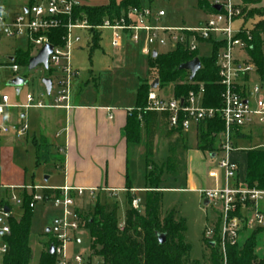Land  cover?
<instances>
[{"label":"built area","instance_id":"1","mask_svg":"<svg viewBox=\"0 0 264 264\" xmlns=\"http://www.w3.org/2000/svg\"><path fill=\"white\" fill-rule=\"evenodd\" d=\"M6 1L0 0V72L10 71L13 77L9 81L17 78L27 80L26 75H20L22 66L15 63L18 50L12 54L2 51L3 40L25 39L28 47L32 48L31 58L37 56L46 45L53 47L48 58V70L54 74L56 83L48 78L52 81L50 94L46 89L39 98L29 93L25 97V104L21 105L11 104L10 97L0 90V139L9 136L15 139L27 137L29 125L23 113L32 109L61 108L69 102L70 83L79 76L70 59L71 51L81 43V38L74 36L75 31L86 32L90 46L94 32L100 33L102 39V31H110L111 45L115 50L130 41L134 45H142L141 51L147 57L153 56L154 52L159 53L160 49H168L169 52L181 46L193 53L199 51L203 43L223 44L217 61L221 85L224 87L222 108L203 106L204 88L200 85L197 92H190L185 99L162 96L151 89L146 110L165 112L169 128L181 129L185 133L216 117L224 121L225 132L220 145L222 156L214 158L216 168L209 173L216 185L202 192V197L209 201L208 207L217 210L214 224L205 232L206 238L213 240L218 224L220 248L225 262L227 246L236 245L243 230L264 228V210L260 209V204H264V189L247 188L240 179L238 164L232 160L235 150L233 131L257 125L264 127V95L261 90L256 87L249 97L235 90L240 78L255 71V67L247 65L246 59L241 57L247 55L242 36L249 35L241 5H235L232 0H207L214 11H205L208 13L205 21L195 27L177 28L160 24L165 17L163 11L154 13L143 8H131L118 20L106 19L101 25L92 26L86 20H74V9L84 5L81 0H34L32 3L27 0L20 12L6 16ZM216 6L220 7V11L215 10ZM238 21L241 24L235 27ZM58 29H65L63 44L53 45L51 34ZM54 86L57 88L56 95L53 102L47 105L43 98L52 95ZM43 189L33 184L8 185L0 178V264L9 251L7 239L11 235V221L16 220L14 209L24 210L27 198L30 209L34 210L38 204L45 203L57 212L49 228L56 264H103L97 258L92 259L90 254L84 256L72 253L70 249L72 243H81L78 232L85 227L79 201L86 195L93 198L96 190L64 187L54 189L56 194L45 195ZM132 206L139 210L140 201L134 199Z\"/></svg>","mask_w":264,"mask_h":264},{"label":"trees","instance_id":"2","mask_svg":"<svg viewBox=\"0 0 264 264\" xmlns=\"http://www.w3.org/2000/svg\"><path fill=\"white\" fill-rule=\"evenodd\" d=\"M30 1L34 2V0ZM260 2L261 0H243L241 7L245 25L248 22L251 23L249 35L243 34L242 39L246 44L247 56L261 78L264 75V9H250L251 6L258 5ZM131 8H142V0H106L97 5L84 4L74 9V20H86L92 26H99L106 19H120ZM199 8L206 12L214 11L207 0H200ZM64 35L65 29L54 31L51 34V43L62 45ZM100 40V33L94 32L90 47L92 54L98 49ZM208 44L212 48L209 57L201 56L200 51L191 53L181 46L175 50L157 54L156 57H149L150 68L155 71L156 78L159 80L158 87L166 89L173 86L174 97L185 99L190 92H197L199 86L203 85V106L222 108L224 87L221 85L217 61L223 44ZM31 55L30 47L27 50H18L15 63L28 67ZM195 58L200 60L201 69L191 81L190 73L181 70L180 67ZM151 85L141 84L137 105L129 113L124 128V137L129 144L140 142L141 127L144 123L147 130V191L142 205L144 210L141 213L140 209H134L132 202L135 197L127 194L125 217L122 223L119 220L117 203L98 202L91 216L86 217L82 213L85 229L91 239V258H97L103 264H264V255L260 253V248L264 249V228L243 230L239 242L234 246H227L225 262L220 248L218 224L215 227L213 240H208L205 234L204 243L209 249L205 260L201 262L190 258L191 248L185 241L186 222L174 211L163 212L162 194L164 189L170 190V188H161L160 180L163 175L174 179L186 176V153L189 150L187 133L181 129L169 128L168 116L165 112L146 110ZM235 90L242 96L246 95L245 90H241L239 86ZM224 132L225 123L221 117L201 123L198 126L199 150L204 153L214 152V145ZM234 133L237 131H233ZM157 139L165 141L168 147V155L160 168L153 161L156 156ZM50 148L45 138L36 142L38 163L51 160ZM243 183L250 189H264V150L247 151L246 178ZM43 192L45 195H52L55 190L45 187ZM25 202L24 218L11 221V235L7 239L9 251L1 264H31L32 262L29 239L34 210L28 206L29 198ZM157 234L166 236L164 244L159 243ZM44 236L47 238L46 251L42 252L38 264H56V257L48 252L53 243L51 235L45 232Z\"/></svg>","mask_w":264,"mask_h":264},{"label":"rangeland","instance_id":"3","mask_svg":"<svg viewBox=\"0 0 264 264\" xmlns=\"http://www.w3.org/2000/svg\"><path fill=\"white\" fill-rule=\"evenodd\" d=\"M4 1V0H2ZM27 0H7V15L20 12L23 4ZM106 0H81L86 5H97ZM200 0H142V8L152 10L154 13L163 11L165 17L162 18L160 24L168 27H195L200 22L208 18V13L199 8ZM235 5H241L243 0H232ZM263 3L253 5L250 9H264ZM241 22H236L238 27ZM251 28V23L245 25ZM74 36L81 38L78 44L70 53L71 64L74 70L79 72L78 78L71 81L70 98L73 103L76 99L87 98V100H104L116 108L132 107L134 110L137 105L138 91L141 84L147 83L149 86L156 78L155 71L150 68V60L147 56L140 53V48L130 41H126L121 49H114L111 45L110 31H102V40L98 49L93 54L88 44L87 33L84 31H75ZM6 45V46H5ZM2 51L4 53H14L17 50H27L28 43L25 39L19 40H3ZM200 55L209 57L212 52L210 44H203L199 48ZM168 49H160L159 53H166ZM92 54V56H91ZM235 54H238L235 51ZM91 56V58H90ZM242 59H246V64L254 66L250 58L243 54ZM255 71L249 73L251 79L247 83L248 90L251 92L258 87L261 94L264 95V75L259 77ZM257 74V75H256ZM20 75L27 76V84L21 89L20 95H17L15 88L7 85L13 77L10 71L0 72L2 85L0 90L2 93L10 97L11 104H25V97L31 93L36 98L40 94L45 93L42 81L51 78L56 83L54 74L46 70L43 66H39L33 71H29L27 67H21ZM158 87L155 89L157 94L162 96H172L173 86L165 89ZM57 88L54 86L51 96L46 95L43 98L47 105L53 102ZM254 102V99L251 101ZM50 111H28L30 137L27 140L17 139L8 143H0V178L4 183L15 185L30 186L33 183L39 188H45L47 182L45 177L53 169L51 162H37L36 144L32 141L33 134L39 136L41 128L45 124V117ZM250 139L235 141L236 149L239 151H249L251 148L264 147V127H258L253 131ZM146 132L144 126L141 128L140 142L133 145L135 154L143 156V163L146 164L145 156V140ZM250 137V136H249ZM218 141V140H217ZM188 147L186 155L192 157L197 162V169L192 173V177L188 178V173L184 178L174 179L165 175L161 176V188L169 187L170 190L162 189V209L163 212L174 211L176 215L186 222L185 241L190 246V258L203 262L209 249L204 243L205 232L212 227L216 220L217 210L212 207L204 206L202 192L213 188L214 181L207 177V170L216 168V163L209 154L199 150L198 139L188 138ZM156 157L153 159L155 165L162 167L168 155L166 142L162 139L156 141ZM222 153L218 155V158ZM239 157V156H238ZM241 158L240 178L244 181L246 178V159ZM238 158V159H240ZM146 167V166H145ZM146 170V169H145ZM193 186L194 191L189 188ZM165 190V189H164ZM125 195L122 193L112 197L106 193H96L93 198L88 195L79 201V207L82 213L89 217L93 213L96 204L117 203L119 207V220L122 223L125 217ZM146 194L137 193L136 199L140 201L141 213L143 212V204ZM260 209L264 210V204H260ZM57 215L56 210L50 204H38L32 215L31 233L29 244L32 249L31 264H38L42 252L46 251L47 238L44 233L51 227L53 218ZM16 220H21L25 216L22 209H14ZM80 244L72 243L70 249L72 253H79L87 256L92 253L90 244L91 239L85 227L78 232ZM260 253L264 255V249L260 248Z\"/></svg>","mask_w":264,"mask_h":264},{"label":"crops","instance_id":"4","mask_svg":"<svg viewBox=\"0 0 264 264\" xmlns=\"http://www.w3.org/2000/svg\"><path fill=\"white\" fill-rule=\"evenodd\" d=\"M260 3H263V1L261 0ZM138 47L142 50V45ZM140 53L144 55L142 51ZM250 79L251 76L249 77V74H247L243 78H240L238 82V86L241 90H245L247 97H249L248 95L251 92L247 86ZM163 91L168 92L165 89ZM172 96L174 95L172 94ZM64 105L65 107L61 108L32 109L50 111L45 117V124L41 128L39 136L37 137V134L34 133L32 137V141L35 144L41 138H45L51 147L52 158L49 162L53 163V169L45 177V181L48 183L46 187L51 189H61L64 187L94 189L96 190L95 194L106 193L114 197L122 193L125 197L127 194H130L135 199L137 193L146 194L147 158L144 165L143 156L135 154L133 150L134 144H129L124 137V128L128 115L133 110L132 107L116 108L107 101L99 99L93 101L87 100V98L76 99L73 103L70 98L69 102ZM23 117L29 125L28 111L23 113ZM144 124L142 127L144 126L145 135H147ZM258 127L262 126L246 127L233 134L235 150L232 153V160L238 164L239 173L242 161L240 157H245L247 165V151H238L234 140L250 139L251 135H254L253 131ZM30 135L29 128L27 137L24 140L29 139ZM190 137L199 141L198 127L192 128L187 133V141ZM15 140L17 139L9 136L0 139V143H8ZM221 141L222 135L214 145L215 151L206 152L213 160L221 154ZM251 149L264 150V147ZM186 157L187 173L188 178H190L192 177V173L197 169V162L194 158L189 157V154ZM212 170L208 169L206 173L207 177L214 181L209 177V173ZM213 183L214 188L216 185L215 181ZM33 185L35 184L33 183ZM189 190L194 191L195 189L191 186Z\"/></svg>","mask_w":264,"mask_h":264},{"label":"water","instance_id":"5","mask_svg":"<svg viewBox=\"0 0 264 264\" xmlns=\"http://www.w3.org/2000/svg\"><path fill=\"white\" fill-rule=\"evenodd\" d=\"M215 10L220 11V7L216 6ZM2 12V10L0 11ZM53 47L51 45H46L39 53L37 56L33 57L30 59L29 64H28V70L33 71L39 66H43L46 70H48V58L52 54ZM157 56V52L153 53V57ZM181 70L188 71L190 73V80L192 81L198 71L201 69V62L198 58H195L194 60L187 62L180 67ZM27 84V80L24 78H17L14 80H11L7 83L8 86L15 88L17 95L21 92V89L24 85ZM43 86L45 87L46 91L48 94L51 92L52 88V81L51 79H44L42 81ZM159 80H155L152 85L151 89L155 90L158 87ZM209 205V201L204 200V206L207 207ZM8 212L9 209H6ZM47 233H50V229H47ZM157 238L159 240L160 244H164L166 241V236L163 234H157ZM49 254L54 255V247L50 246L49 248Z\"/></svg>","mask_w":264,"mask_h":264}]
</instances>
